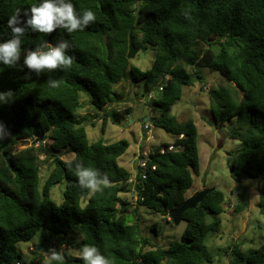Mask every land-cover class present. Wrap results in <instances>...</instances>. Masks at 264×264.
Wrapping results in <instances>:
<instances>
[{"label": "trees", "instance_id": "1", "mask_svg": "<svg viewBox=\"0 0 264 264\" xmlns=\"http://www.w3.org/2000/svg\"><path fill=\"white\" fill-rule=\"evenodd\" d=\"M37 2L0 0V25L17 10L23 21V10ZM72 3L77 11L91 9L95 21L72 33L62 29L46 35L28 31L22 43V49L27 50L42 40L52 44L67 40L71 45L68 54L73 57L70 68L37 76L27 68L0 65V91L11 90L15 98L0 105V136L5 137L0 140V264H17L21 255L16 244L29 242L40 231L64 235L71 230L82 234L78 251L84 245H95L109 264H219L205 240L208 234L219 232V221L207 222V214L222 212L224 194L220 190L212 188L194 209L182 214L186 225L181 241L165 248L151 245L140 235L139 211L167 216L185 200L191 174H198L193 121L178 124L174 117H167L183 87L201 80L196 70L215 71L226 82L209 89L208 97L215 124L221 127L233 120L228 135L241 143L230 176L238 181L264 175V0ZM131 29L138 50L149 44L155 48L154 60L144 72L126 58ZM3 31H8L6 26ZM49 79L57 82L55 87L49 86ZM128 80L142 82L144 94L156 91L148 101L160 112L156 125L175 137L171 145L159 146L149 154L145 179L138 170L133 182L131 174L118 164L128 142L121 139L104 144L99 139L89 143L84 118L75 115L83 94L95 110L103 111L101 135L108 123L120 125L131 110L108 107L121 98L116 87ZM25 139H31L32 145L17 149V142ZM169 146L174 150L169 151ZM64 154H72V161L83 162L106 176L103 190L92 193L79 188L61 159ZM47 161L53 167L40 188L39 168ZM63 181V199L57 206L50 190ZM130 192L136 196L135 205L120 196ZM257 206L264 215V184ZM240 209L236 206L233 212ZM51 242L44 238L29 264H46L41 253L50 250ZM51 250L61 252L64 264H82L79 256L60 251L59 246ZM227 253L229 264H264V244L244 254L237 241Z\"/></svg>", "mask_w": 264, "mask_h": 264}, {"label": "rangeland", "instance_id": "2", "mask_svg": "<svg viewBox=\"0 0 264 264\" xmlns=\"http://www.w3.org/2000/svg\"><path fill=\"white\" fill-rule=\"evenodd\" d=\"M154 57L155 48L149 44L144 50H138L135 57L129 61L130 65L144 72L150 68ZM188 71L193 72L192 69H188ZM196 73L201 80H196L190 86L183 87L181 98L171 106L167 117H174L178 124L192 120L196 127L199 170L198 174H191L192 185L186 191L185 198L190 197L203 187L215 188L224 194L222 212L207 214V222L219 221V232L215 235L208 234L205 244L219 264H229L227 252L237 241L244 254L264 244V215L259 213L257 206L258 192L263 187L264 175L255 179L242 178L238 181L230 176V165L237 157L241 143L231 139L228 135V131L235 125L233 120L225 122L221 127L215 124L209 110L208 97L209 89H216L226 82L215 71L200 69L196 70ZM116 92L121 94V98L114 100L108 109L115 111L130 109L131 114L124 121L126 127L108 123L104 134L101 135L103 111L95 110L83 94L80 95V107L75 115L84 118L82 125L89 143L99 139H102L104 144L114 143L121 139L128 142V149L120 157L118 164L131 174L130 180L132 181L139 172L134 160L137 152L141 149L144 153H152L159 146L174 143L175 137L156 125V121L161 118V115L159 111L152 109L149 105L148 101L151 99H148L147 94H144L142 82L134 83L128 80L117 86ZM150 94H152V98L155 97L154 90ZM31 145L32 140L25 139L18 141L16 148L22 149ZM72 157V154H64L61 159L67 162ZM40 158L42 159L43 156ZM52 167L50 161L40 166L38 172L40 188ZM64 190V181L51 188L50 198L55 205L58 206L61 203ZM120 196L135 205L136 199L133 192L123 193ZM82 205H84L83 202ZM236 206L241 208L237 213L233 212ZM139 225L140 235L143 238L151 245L165 248L172 242L181 241L186 223L181 220L178 225H173L168 216L164 217L149 210L140 209ZM43 237L52 241L48 246L49 249L59 246L60 251L66 250L73 256H78V245L82 240V234L79 231L71 230L64 235H50L46 231H40L29 242L16 244V249L21 255L17 264L30 263L38 251L37 246L44 241ZM146 249L150 248L146 247ZM45 253L47 252L41 253V256L43 262L46 263Z\"/></svg>", "mask_w": 264, "mask_h": 264}, {"label": "clouds", "instance_id": "3", "mask_svg": "<svg viewBox=\"0 0 264 264\" xmlns=\"http://www.w3.org/2000/svg\"><path fill=\"white\" fill-rule=\"evenodd\" d=\"M23 17L21 21V11L17 10L7 18L5 25H0V65L8 68H27L37 76L57 69L70 68L73 63V57L68 54L71 45L63 39L55 44L42 40L31 49L24 50L22 43L26 32L46 35L58 29L67 33L83 31L96 19L91 9L77 11L72 0H38L34 6L23 10ZM5 26L7 32L3 31ZM47 83L50 87H55L57 82L49 79ZM14 99L11 90L0 91V105L9 104ZM0 129H3L2 124ZM4 138L0 136V140ZM66 167L73 172L76 185L81 189L96 193L102 191V186L108 183L106 176L101 177L97 169L85 166L83 162L69 160ZM45 256L46 264H64L65 258L57 250L50 249ZM78 256L82 264H109V260L95 245H84Z\"/></svg>", "mask_w": 264, "mask_h": 264}, {"label": "water", "instance_id": "4", "mask_svg": "<svg viewBox=\"0 0 264 264\" xmlns=\"http://www.w3.org/2000/svg\"><path fill=\"white\" fill-rule=\"evenodd\" d=\"M132 31L133 30L131 29L128 33V52L126 55V58L128 60L133 59L138 52V49L133 45L131 40ZM128 123L130 124L131 121L129 120ZM120 126L126 127V123L124 121H121ZM211 190L212 189L203 187L201 190L196 191L190 197L185 198V200L179 206L169 210L167 212V216L169 217L171 223L173 225H178L182 219V214L189 209H194L196 205L200 203Z\"/></svg>", "mask_w": 264, "mask_h": 264}, {"label": "built area", "instance_id": "5", "mask_svg": "<svg viewBox=\"0 0 264 264\" xmlns=\"http://www.w3.org/2000/svg\"><path fill=\"white\" fill-rule=\"evenodd\" d=\"M158 91H161V87L160 86H158L157 88H156ZM155 93H156V91H155ZM147 98L148 99H152V94H150V93H148L147 95ZM146 129H148L147 128V126H146ZM151 138V137H150ZM149 139V138H148ZM168 150L169 151H172V150H174L173 149V147L172 146H169L168 147ZM149 154L150 153H144L143 151H141V149L137 152V155L135 156V158H134V160L136 161V167H137V169L138 170H140L141 172H142V179H145V170L147 169V158H148V156H149ZM151 170H154V167H151ZM133 181V180H132ZM135 199H136V196H135ZM231 207V206H230Z\"/></svg>", "mask_w": 264, "mask_h": 264}]
</instances>
